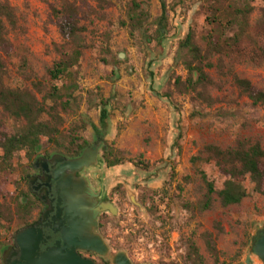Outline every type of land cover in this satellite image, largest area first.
I'll return each mask as SVG.
<instances>
[{
    "label": "rangeland",
    "instance_id": "374dc122",
    "mask_svg": "<svg viewBox=\"0 0 264 264\" xmlns=\"http://www.w3.org/2000/svg\"><path fill=\"white\" fill-rule=\"evenodd\" d=\"M8 1L18 20L15 28H9L6 47L0 45L4 82L11 88L32 89L33 83L45 80L47 68L58 58L55 46L63 39L51 6L59 7L62 0ZM70 1L81 9V24L86 28L82 34L86 48L76 68L77 101L67 114L62 113V139L71 134L75 144L66 142L58 147L43 138L32 161L23 151L16 153L12 170H0V205L16 213V198L21 190L28 194L27 180L40 151H64L92 140V125L99 124L102 95L108 99L110 112L103 128L105 142L110 145L111 162L115 158L120 161L114 166L110 189L119 216L104 221L106 237L129 250L140 264H195L189 243L195 245L204 264H249L244 241L255 225L264 223V194L254 192L247 180L248 196L239 205L223 208L216 203L211 210L198 214L187 210L184 203L195 204L203 193L197 169L204 171L218 190L223 188L225 178L213 163L201 162L194 167L191 162L205 145L226 147L245 138L264 147V107L254 106L230 81L222 90L214 91L218 101L211 107L193 104L176 93L172 102L159 96L172 91L174 76H185L183 67L173 62L177 44L189 29L195 30L197 41H203L211 29L208 23L215 14L216 0H134L149 14L148 22L138 31L127 19L132 0H108L102 8L97 2ZM234 1L241 4L243 0ZM249 2L254 11L248 16L247 34L252 38L260 31L257 25L264 0ZM162 3L169 8L163 53L156 40ZM227 14L224 20H234L232 13ZM245 47L250 51L248 40ZM233 71L264 90V63H239ZM174 105L180 108L185 129L179 154L172 150L177 131ZM5 130L14 133L12 120L6 119ZM140 156L148 168H137L128 161H137ZM172 165L175 177L171 176ZM186 176L191 177L190 184L184 182ZM23 223L16 216L10 223L0 220V264L2 249ZM212 244L215 249L210 250Z\"/></svg>",
    "mask_w": 264,
    "mask_h": 264
},
{
    "label": "trees",
    "instance_id": "16d2710c",
    "mask_svg": "<svg viewBox=\"0 0 264 264\" xmlns=\"http://www.w3.org/2000/svg\"><path fill=\"white\" fill-rule=\"evenodd\" d=\"M97 2L102 8L108 0H85ZM250 0H243L235 4L234 0H216L215 11L210 19L211 29L203 41H197L194 29H189L184 38L179 41L174 53L173 62L182 66L185 76L177 75L173 78L172 91L159 94L172 102L176 93L186 96L193 104L213 106L217 101L214 91L222 90L228 81L248 98L254 106L264 107V90L259 89L251 81L241 78L233 71L239 63H264V8L262 18L257 27L260 29L255 37L247 34L248 16L254 11ZM91 9V6L88 5ZM52 15L58 20L57 27L63 42L55 46L58 56L51 67L46 70L43 81L33 83L32 89L11 88L4 82L3 65L0 62V170H12L13 158L16 153L24 152L28 161H32L41 140L46 138L49 144L62 146L66 142L75 144L73 135L62 139L64 119L62 113L67 114L77 101L75 92L79 89L78 67L86 45L82 41V34L86 31L81 24L82 12L79 6L70 0H62L59 7L51 6ZM232 13L234 20H224ZM169 8L162 3V13L157 19L156 40L163 53L162 43L165 40L163 31L167 30ZM149 14L140 3L132 0L128 3L127 19L134 23L133 30H140L148 22ZM15 9L8 0H0V45L6 47L9 28L17 26ZM126 24V23H124ZM142 26V27H141ZM236 26L239 29L236 30ZM141 27V28H140ZM140 28V29H139ZM250 45V51H245V44ZM151 62L148 63L150 66ZM108 99L100 95L99 124H93L94 132H104L107 127L110 112ZM175 106V105H174ZM176 110V136L172 143V150L181 153L185 129L180 116V108ZM6 119L14 123V133L5 130ZM70 139V140H69ZM137 168L148 165L142 158L137 161L128 159ZM194 167L198 163H213L225 180L223 188L218 190L214 181L209 179L204 171L197 169V175L203 184V193L194 203H184L187 210L202 214L211 210L216 203L223 208L239 205L247 198L245 182L249 180L254 186V192L264 194V147L260 142L239 138L232 145L223 147L216 144H207L199 154L191 159ZM119 159L114 163L118 165ZM148 168V166L146 167ZM175 167L172 165L171 176L175 177ZM187 184L191 177L183 178ZM179 189L182 191L181 187ZM26 199V200H25ZM147 199L142 198V203ZM166 206H169L166 203ZM37 204L30 200L27 192L20 191L16 198V213L6 211L0 205V220L10 223L16 216L19 221H26ZM211 244V243H208ZM190 258L195 264H204L198 255L197 248L189 243ZM215 249L214 244L210 250Z\"/></svg>",
    "mask_w": 264,
    "mask_h": 264
},
{
    "label": "flooded vegetation",
    "instance_id": "af4514ba",
    "mask_svg": "<svg viewBox=\"0 0 264 264\" xmlns=\"http://www.w3.org/2000/svg\"><path fill=\"white\" fill-rule=\"evenodd\" d=\"M85 152L95 154V160L88 167L77 172L76 176L85 181V195L92 206L89 211L76 215L75 211L68 209L64 196L59 194L55 174L68 160L78 158ZM59 156L62 159H59ZM110 156V145L105 142L104 132H94V130L90 142L69 146L64 151L50 153L40 151L33 161L31 174L27 180L28 196L30 200L38 204V208L28 216L23 225L13 234L11 241L5 245L7 255L5 261L1 257L2 264H32V262L40 261L43 255L59 252V250L63 253L72 250L76 256L51 255L47 258L62 261L68 259L74 261L78 258L94 264H117L126 256L132 264H140L132 259L129 250L113 244L103 230V223L107 218L119 216V210L113 198L114 194L110 190L114 185L113 176L115 174V164H111ZM67 173L71 174V171L67 170ZM110 204L117 208L115 214L110 210ZM91 218L97 221L94 231L108 246V252L104 255L85 249L82 246L83 240L77 233L78 229L75 225L83 228L84 225L92 222ZM28 229H30L28 237L33 241L38 240V248L33 257L22 258L23 252L17 243V236ZM73 235L76 239L72 238ZM263 238L264 223L255 225L249 238L244 241V254L249 264H264V259L256 254V251L264 253V244H261Z\"/></svg>",
    "mask_w": 264,
    "mask_h": 264
},
{
    "label": "water",
    "instance_id": "95a60500",
    "mask_svg": "<svg viewBox=\"0 0 264 264\" xmlns=\"http://www.w3.org/2000/svg\"><path fill=\"white\" fill-rule=\"evenodd\" d=\"M40 148H38V151ZM60 157V156H59ZM59 159H62L61 157ZM95 160V154H88L85 152L82 156L68 160L64 163L58 172L55 174V179L58 180L57 189L59 190V194L64 196L65 204L68 209L71 211H75L76 215L83 214V212L89 211L92 204L89 198L85 195V181L80 177L76 176V173L82 170L84 167H88ZM67 170L71 171V174L67 173ZM61 176V178H60ZM60 178V179H59ZM110 210L113 214L117 212V208L113 205H109ZM91 223H87L83 228H79V226L75 227L78 229V234L82 238V246L85 249L90 250L99 255H104L108 252V246L106 242L102 239V237L96 233L94 230L97 227V221L91 218ZM86 229V230H83ZM30 229L26 230L24 233L19 234L17 236V243L22 248V258L33 257L35 255V251L38 248V240L33 241L28 237V233ZM73 239H76V236L73 235ZM261 244H264V238ZM256 254L264 259V253L261 251H256ZM7 255V248H3L1 251V257L5 261V256ZM51 255H61V256H70L75 257L76 255L71 250L68 253H63L61 250L59 252H52L43 255L38 262H32V264H94L91 261H85L81 259H68V260H59V259H48L47 257ZM117 264H132V262L124 256V259L117 262ZM142 264H152V263H142Z\"/></svg>",
    "mask_w": 264,
    "mask_h": 264
}]
</instances>
